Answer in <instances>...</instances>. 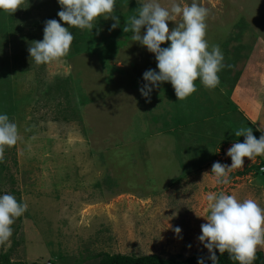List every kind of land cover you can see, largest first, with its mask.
I'll list each match as a JSON object with an SVG mask.
<instances>
[{
	"label": "rangeland",
	"instance_id": "rangeland-1",
	"mask_svg": "<svg viewBox=\"0 0 264 264\" xmlns=\"http://www.w3.org/2000/svg\"><path fill=\"white\" fill-rule=\"evenodd\" d=\"M143 2L116 0L119 27L110 31L115 21L100 17L91 32L80 29L93 49H70L50 64L31 60L23 50L31 43L20 37L42 41L49 19L68 28L58 0H24L16 45L0 33V55L14 65L9 86L0 78L8 87L0 88V114L8 113L20 135L0 162V196L28 205L0 256L42 264H97L103 252L206 257L198 237L209 193L252 198L264 208V156L245 157L226 185L211 175L214 162L231 165L228 149L245 140L234 133L241 125L257 139L264 135V0H197L209 11L206 40L224 56L220 84L209 90L198 78L197 91L178 101L165 82L150 102L140 88L145 71H158L155 55L123 31ZM167 23L171 31L175 22Z\"/></svg>",
	"mask_w": 264,
	"mask_h": 264
},
{
	"label": "clouds",
	"instance_id": "clouds-1",
	"mask_svg": "<svg viewBox=\"0 0 264 264\" xmlns=\"http://www.w3.org/2000/svg\"><path fill=\"white\" fill-rule=\"evenodd\" d=\"M23 2L0 0V10L13 14ZM58 4L60 21L72 28L91 32L94 22L100 17L115 21L110 31L120 26L119 17L115 15L116 0H58ZM140 5L138 14L129 18L123 31L130 32L132 41L155 55L158 68V71L149 69L143 73V80L147 83L140 88L141 95L150 102L153 88L170 82L178 101L184 100L197 91L195 81L198 78L204 87L215 89L220 84L218 73L226 65L219 45L210 47L206 40L208 9L197 0H192L190 5L171 0L167 7L159 0H144ZM177 18L179 23H176ZM169 21L175 22L171 31ZM142 28H146L143 34ZM73 41L74 36L67 27L49 19L45 22L42 41H32L28 52L37 65L50 64L65 57ZM168 41L170 45L162 48L161 45ZM234 133L236 137L244 136L245 140L228 149L227 156L232 161L230 166L213 163L211 175L218 185L230 183L229 173L244 167L245 157L254 161L257 156H264V135L257 139L250 127H241ZM19 140L16 123L11 122L7 114H0V162L4 160L5 148L15 146ZM206 200L209 214L203 217L207 223L201 225L202 234L198 240L210 253L208 258L212 264H217L214 249H218L220 254L227 252L229 258L238 264H253L258 247H264V208L252 198L241 201L224 192L209 193ZM27 207L11 194L0 196V245L10 246L12 225L27 211ZM174 232L179 236L181 229L176 227ZM198 264H204V259L198 258Z\"/></svg>",
	"mask_w": 264,
	"mask_h": 264
},
{
	"label": "trees",
	"instance_id": "trees-1",
	"mask_svg": "<svg viewBox=\"0 0 264 264\" xmlns=\"http://www.w3.org/2000/svg\"><path fill=\"white\" fill-rule=\"evenodd\" d=\"M17 11L13 14H9V13H6L0 10V33L7 35V38L11 37L10 44L12 46L16 45L15 42H17V41L14 42V40L16 39V32L18 30L21 32L20 18H19ZM68 29L71 32V34L74 36V41L70 48L72 53H80L81 51H86V49H93V46L89 44L90 36L87 35L89 34L88 32L82 33L79 28H72L71 26H69ZM20 38L22 41L28 40L27 41L28 44L31 43L32 41H36V38L33 37L32 34H27L26 36H23V38L22 36ZM90 41L92 42V40ZM28 44L26 45L28 46ZM7 45L8 43H5L3 47H7ZM28 48L29 47L23 48V50H25L26 55H29ZM11 58L14 61L18 59V56L15 53L11 56ZM9 67L13 68L14 65L10 66L9 60L4 58V54L2 52L0 55V78H4V82H2V84L6 83L7 86H9V79H10ZM1 87L8 88L4 85H2ZM4 107H5V104H0V108L3 109ZM243 120L245 121V119ZM241 127L243 126L241 125ZM243 173L244 172H242V174ZM258 173L260 172L258 171ZM260 174L264 175V173H260ZM214 251L216 252V256H217V264H238V262L232 261L229 258V255L227 252H225L224 254H220L218 249H214ZM209 256L205 257L199 254H194L192 256L183 257V258L174 257V256H171L168 258H161L160 256L156 254L135 256V255H125V254H120V253L109 254V253L103 252V253L98 254L99 260L97 264H198V258H203L204 264H212L211 259L208 258ZM51 263L53 264V260H51ZM0 264H42V263H39V262L25 263L21 261L14 262L10 260L8 254H2L0 256ZM253 264H264V252L263 251L257 250L256 259L253 261Z\"/></svg>",
	"mask_w": 264,
	"mask_h": 264
},
{
	"label": "built area",
	"instance_id": "built-area-1",
	"mask_svg": "<svg viewBox=\"0 0 264 264\" xmlns=\"http://www.w3.org/2000/svg\"><path fill=\"white\" fill-rule=\"evenodd\" d=\"M258 171H259L260 173H264V166H260V167L258 168ZM47 264H52V263H47Z\"/></svg>",
	"mask_w": 264,
	"mask_h": 264
}]
</instances>
